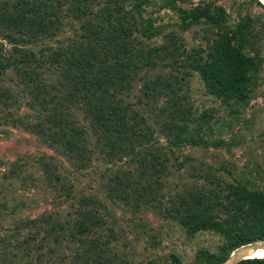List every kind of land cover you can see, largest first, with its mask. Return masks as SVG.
I'll return each instance as SVG.
<instances>
[{
  "label": "rangeland",
  "instance_id": "1",
  "mask_svg": "<svg viewBox=\"0 0 264 264\" xmlns=\"http://www.w3.org/2000/svg\"><path fill=\"white\" fill-rule=\"evenodd\" d=\"M18 1L36 4L45 1L48 6L46 17L37 18L44 28L42 32H35L36 36L12 31L0 19V86L14 92L20 107L13 113L22 117L33 114L27 104L33 96L30 91L26 93L23 78L31 66L19 67L15 48L36 52L46 60L39 73L65 98L70 92L63 76V71L69 69V64L63 61L67 58L65 52L76 50L83 31L71 1L0 0V10L13 11V4ZM261 4L254 0H147L142 5L138 3L137 9V2L126 3L131 20L142 13L141 28L149 37L142 36L135 28L131 32L146 53L162 48L172 39L183 52L175 58L179 64L171 56L162 61L168 51H161L162 57H153L158 65L140 71V79L132 82L131 92L122 96L120 105L129 124L138 125V131L151 138V142H146L149 148L161 151L162 160L169 159L168 168L160 178V190L155 192L163 206L140 204L134 191L129 189L134 200L126 202L116 196V191L123 193L125 186L118 183L133 165L108 155L109 147L103 139L99 141L95 137L84 106L75 107L77 121L88 129L87 149L92 153V162L83 170L81 163L51 149L22 125L0 122V237L7 239L12 235L9 248L3 249L0 244V264L18 261L15 256L19 254L16 245L19 238L14 228L20 221L30 222L52 213L55 217L51 221H67L70 201L66 200L62 184L73 187L78 195L93 196L100 201L117 237L109 248L112 254L119 255L122 264H174L173 255L178 257V264H209L199 257V252L218 254L226 239L212 231L190 234L168 216L171 206L168 200L185 187L208 184L210 178L264 193V6ZM104 7V4L100 8L94 5L93 9L102 12ZM185 11L187 14H183ZM207 12L212 20L201 19L200 23L185 27L191 13L203 16ZM248 19L252 20L253 36L243 43V49L259 68L251 75L246 99L226 102L208 88L193 63L194 55L206 60L222 33L231 35L235 42L239 39L238 25L243 26ZM54 52L62 54L60 63L52 60ZM189 58L190 65L186 62ZM158 77H162L158 91L149 90L147 86H153ZM175 78L179 81V91L176 97H171L165 85H161L174 82ZM173 126L188 128L185 146L171 145L177 133L171 130ZM16 171L19 176L14 175ZM49 175L53 177L54 187L47 180ZM56 176L62 177V181L58 182ZM28 230L27 226L22 227V236ZM42 244L48 248L35 253L32 243H23L22 254L29 253L30 249L33 253L31 258L21 259V264H72V245L55 243L53 238ZM49 247L54 251L49 252ZM38 255L42 258L37 261Z\"/></svg>",
  "mask_w": 264,
  "mask_h": 264
},
{
  "label": "trees",
  "instance_id": "2",
  "mask_svg": "<svg viewBox=\"0 0 264 264\" xmlns=\"http://www.w3.org/2000/svg\"><path fill=\"white\" fill-rule=\"evenodd\" d=\"M65 1L73 3L77 11L76 20L83 31L82 41L76 50L69 51L70 56L69 52H65L67 58L63 60L69 64V69L63 71L69 94L65 98L59 96L60 93L55 92L54 86L48 84L43 74L39 73L44 63H47L46 60L43 61L36 52L15 48L19 54V67L31 66L29 72L23 73V78L27 85L26 93L30 91L33 96L32 102H27L33 114L17 117V113L13 112L20 107V103L14 92L0 86V122L22 125L51 149L64 152L70 159L81 163L80 169L83 170L92 162V153L87 149L88 129L77 121L75 107L84 106L86 119H90L95 137H98L99 141L103 139L109 147L108 155L112 156L113 160L118 159L133 165L124 175L125 182H119L118 179L117 183L124 185L125 189L123 193L116 191V196L122 197L126 202L134 200L127 191L129 189L134 191L138 203L145 206L151 203L163 206L162 199L160 201L155 192L160 190V178L165 168H168L169 159L162 160L161 151L149 148L146 142H151V138L138 131V125L129 124V119L124 111L120 110V105L123 103L122 96L131 92L132 82L140 79V71L145 67L155 68L158 65L153 57H162L161 51H168L162 61L171 56L173 62L181 63L175 60L183 53L181 46H178L174 39L162 48L148 53L139 46L134 37L135 33L131 30L135 28L142 36H149L141 28V11L131 20L132 15L127 11L126 3L137 2L138 9V3L142 5L147 0ZM254 1L261 4L259 0ZM38 3L41 4L18 1L13 4V11L3 8L0 10L1 23L21 35H38L35 32H42L44 27L37 18H45V10L48 7L45 1ZM102 4L105 5L104 11L93 9L94 5L100 8ZM184 13L187 14L186 11ZM191 14V17L187 18L191 19L190 22L184 21L185 27L200 23L201 19L212 20L209 12L203 16ZM126 21L128 22L125 29ZM251 21L248 19L245 26L238 25L240 28L236 33L239 39L235 42L231 35L220 34L219 41L215 42L213 50L211 47L206 60L203 56L194 55L193 63L204 77L208 88L226 102L246 99L251 75L259 68L243 49V43L253 36ZM62 57L59 52H54L51 58L60 63ZM186 62L192 60L189 58ZM158 78L153 86H147L149 90L158 91L157 85L161 84L162 77ZM164 85L168 95L177 96L178 79L175 78L174 82L167 81L161 86ZM171 130L177 131L174 140L170 141L171 145L175 148L185 146L184 137L187 138L188 128L173 126ZM14 175L19 176V173L16 171ZM48 177V182L54 187L53 177ZM56 180L61 182L62 177L56 176ZM62 188L66 191V200L70 201V211L65 217L67 221H51L55 213L32 219L30 222L20 221L14 228L19 238V245L16 244L19 254L15 256L18 261L14 260L12 264H21V259L32 257L31 249L29 253L22 254L23 243H32L37 253L48 248L43 246L42 242L50 238H53L55 243L74 247L72 264H122L119 255L112 254L109 248L110 243L117 241V237L102 211L100 201L93 196L78 195L73 187L62 184ZM168 201L171 203L168 216L186 228L190 234L212 231L226 239L218 254L199 252V257L209 264H222L236 249L257 240H264V193L257 189L223 184L217 178H210L208 184L185 187L183 191L172 195ZM24 226L29 230L22 236ZM107 232L109 234H106ZM11 237L12 235L7 239L0 237L1 248L7 249L11 246ZM53 251L54 249L49 247V252ZM1 253L4 254L5 250ZM41 258L42 256L38 255L37 261ZM173 260L174 264L179 263L175 255ZM4 261L6 262V257ZM240 264H264V259L243 260Z\"/></svg>",
  "mask_w": 264,
  "mask_h": 264
},
{
  "label": "bare ground",
  "instance_id": "3",
  "mask_svg": "<svg viewBox=\"0 0 264 264\" xmlns=\"http://www.w3.org/2000/svg\"><path fill=\"white\" fill-rule=\"evenodd\" d=\"M259 1L264 5V0H259ZM246 245H244L245 247L242 248L237 255H234L235 256L234 258H238L237 260L264 259V241L263 240H257V242L254 241L253 243H249L248 246ZM237 260L234 259V262Z\"/></svg>",
  "mask_w": 264,
  "mask_h": 264
},
{
  "label": "water",
  "instance_id": "4",
  "mask_svg": "<svg viewBox=\"0 0 264 264\" xmlns=\"http://www.w3.org/2000/svg\"><path fill=\"white\" fill-rule=\"evenodd\" d=\"M255 242H257V241H255ZM252 243H253V242H252ZM246 246H248V244H247ZM244 247H245V246H243V247H241L240 249L234 251V252L230 255V257H229V258H228L223 264H240L243 260H237L238 258H234V257H235L234 255H237V254L239 253V251H240L242 248H244ZM234 259L237 260V261L234 262ZM231 260H232V262H231Z\"/></svg>",
  "mask_w": 264,
  "mask_h": 264
}]
</instances>
